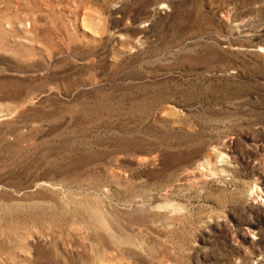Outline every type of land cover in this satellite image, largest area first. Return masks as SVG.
<instances>
[{
    "label": "rangeland",
    "instance_id": "374dc122",
    "mask_svg": "<svg viewBox=\"0 0 264 264\" xmlns=\"http://www.w3.org/2000/svg\"><path fill=\"white\" fill-rule=\"evenodd\" d=\"M0 264H264V0H0Z\"/></svg>",
    "mask_w": 264,
    "mask_h": 264
}]
</instances>
